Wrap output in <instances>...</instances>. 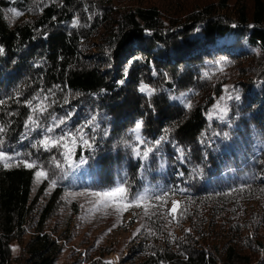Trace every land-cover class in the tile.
<instances>
[{
	"label": "trees",
	"instance_id": "1",
	"mask_svg": "<svg viewBox=\"0 0 264 264\" xmlns=\"http://www.w3.org/2000/svg\"><path fill=\"white\" fill-rule=\"evenodd\" d=\"M0 47L6 152L50 167L56 153L33 149L38 134L21 142V133L23 101L54 85L50 111L72 112L69 129L93 115L99 125L86 129L94 158L55 187L37 184L34 169L0 167V264H105L112 254L117 264H264V180L251 179L264 175V0H0ZM223 86L239 100L229 102L228 122H208ZM16 94L19 103L9 99ZM137 121L148 142L167 137L143 174L124 143H135ZM254 144L263 146L255 156ZM125 171L133 193L186 191L173 196L182 209L169 216L173 228L145 219L124 255L91 240L66 195L109 187Z\"/></svg>",
	"mask_w": 264,
	"mask_h": 264
},
{
	"label": "snow or ice",
	"instance_id": "2",
	"mask_svg": "<svg viewBox=\"0 0 264 264\" xmlns=\"http://www.w3.org/2000/svg\"><path fill=\"white\" fill-rule=\"evenodd\" d=\"M16 16L21 15L20 12L15 9L12 10ZM91 18V17H90ZM79 21L73 19L72 27H77ZM4 49L0 47V54H3ZM217 68L222 71L223 69L217 65ZM208 74L205 73V76ZM59 86H53V89ZM53 89H48L46 92L41 89L36 92L30 99L23 101V106L29 109L28 114L24 120L25 131L21 133V142L24 139H28L32 133H37L38 138L31 144L33 149L42 150L43 152L56 154L50 155L48 158L49 168L44 167V164L39 157H33L31 153L24 152H6L3 149L5 144L6 133L10 129L8 123H0V167L10 169L14 167L23 166L26 169H34V178L37 183L45 180L49 181L50 187H55L58 180H63L75 172L79 171L83 165L87 164L90 159L94 158V154L97 147L96 136L89 134L86 129L91 128V132L95 133L99 127L97 124V117L93 115L89 120L82 125L76 127L74 130L68 128V123L72 119V112H68L64 116H57L50 111L53 103L52 96L55 95ZM142 93H146L151 96L154 94V89L142 85L139 89ZM227 91V89H225ZM185 94H181V98ZM176 98V99H181ZM9 99H15L20 102L19 94ZM225 97H220L221 101H224ZM227 99L239 100V95H229ZM64 103H68L67 97H65ZM185 109L190 110L192 104L188 99H182ZM6 104L5 100L0 99V106ZM214 111L216 112V118L223 120L228 115V108L226 106L214 105ZM16 113L9 112L8 116H15ZM208 119H213V112L209 111L207 114ZM143 127V121H137L134 127L130 130L134 136L135 143L130 144L125 141V146L131 149L132 158L138 162V168L143 172L147 171L150 167L151 158L154 155H159L160 145L167 141V137H161L155 142H148L141 136V129ZM59 130V131H58ZM107 134V133H105ZM227 137L228 133H224ZM77 149H79V156L77 158ZM178 151H180L178 149ZM85 152L89 153L85 156ZM163 166V164H161ZM51 167L58 170L59 175L51 173ZM183 175V173H180ZM252 180L261 179L264 180V175L252 176ZM247 187H251V184H247ZM244 187L240 189H233V191H243ZM186 189L176 185L174 188L165 189L158 193L149 195V189L145 188L143 192L133 193L127 179V172H124L123 178L106 188H97L85 192H70V197L75 196H90L94 198V202L90 201L94 210H100V208H112L117 213L127 210L129 208H142L146 217L151 219L153 216L172 217L176 220L181 214V201L173 199V196L177 193H183ZM230 194V193H227ZM169 201H171V208L166 209ZM151 210V211H150ZM154 222V221H153ZM139 229L137 233H139ZM149 235H155L150 228L148 229ZM171 236V233H169ZM105 264H111V262H105Z\"/></svg>",
	"mask_w": 264,
	"mask_h": 264
},
{
	"label": "rangeland",
	"instance_id": "3",
	"mask_svg": "<svg viewBox=\"0 0 264 264\" xmlns=\"http://www.w3.org/2000/svg\"><path fill=\"white\" fill-rule=\"evenodd\" d=\"M219 67L222 68L221 66ZM218 71L219 74H225L223 73V70L220 71L218 69ZM222 88L224 91L227 89V93L224 94L226 99L224 101L217 102L216 105L226 106L229 108V102H231L232 99L229 100L227 97L229 95L236 96V92L230 86H223ZM186 98L187 97L184 96L182 99ZM216 115L217 114L213 109V119L210 120L207 118L208 122H228V115L223 120L216 118ZM260 149H263L262 145L254 144L251 151L253 156L257 155ZM66 199L68 204L74 203L78 205V208L81 211V223L84 225L86 231H90L91 240L97 239L99 242L104 244H114L116 245V249L118 251L124 252V255L125 247L131 240L135 239V237L141 233L144 228V220L148 219V217L145 216L142 208L133 207L117 213L112 208H100V210H94L92 203H90V201L94 202V198L90 196L70 197L69 195H66ZM170 208L171 201H169L165 211ZM169 218V216L163 217V219H166L165 222L168 225V229H172L173 224ZM129 222L132 224L129 225ZM138 229L140 230L139 233H137ZM113 256H115L117 259L113 260ZM105 261L111 262V264H117L118 256L112 254L108 256Z\"/></svg>",
	"mask_w": 264,
	"mask_h": 264
},
{
	"label": "bare ground",
	"instance_id": "4",
	"mask_svg": "<svg viewBox=\"0 0 264 264\" xmlns=\"http://www.w3.org/2000/svg\"><path fill=\"white\" fill-rule=\"evenodd\" d=\"M113 260H116L117 258L115 256L112 257Z\"/></svg>",
	"mask_w": 264,
	"mask_h": 264
}]
</instances>
